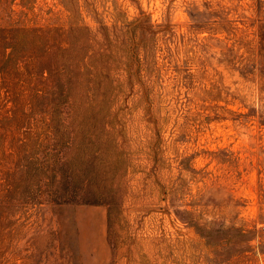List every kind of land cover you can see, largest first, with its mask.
I'll return each instance as SVG.
<instances>
[{
	"label": "rangeland",
	"instance_id": "374dc122",
	"mask_svg": "<svg viewBox=\"0 0 264 264\" xmlns=\"http://www.w3.org/2000/svg\"><path fill=\"white\" fill-rule=\"evenodd\" d=\"M12 111L0 264H264V0H0Z\"/></svg>",
	"mask_w": 264,
	"mask_h": 264
},
{
	"label": "trees",
	"instance_id": "16d2710c",
	"mask_svg": "<svg viewBox=\"0 0 264 264\" xmlns=\"http://www.w3.org/2000/svg\"><path fill=\"white\" fill-rule=\"evenodd\" d=\"M20 117H18L17 115H16V112L15 111H12V113H11V115H9V116H5V117H3V116H0V137H1V135H4V133H3V131L5 130L6 131V128H7V126L8 125H12V124H15L16 125V123H19L20 122V120L21 119H19ZM4 137V136H3ZM58 153V155H53L52 157L54 158L55 157V159H57V158H60L61 160L63 159V155L61 154V152H57ZM50 164H51V159H50V157H49V160L48 159H46V158H44L43 159V161H42V163H41V165H42V168H43V171H42V169H41V176H40V179H39V181L37 180L36 181V183L37 184H39V186L34 190L35 192H36V194H38L39 192H40V188H41V186L42 185H44L42 182L44 181L43 179H45V180H52V179H54L55 177H56V175H57V172H58V169L57 168H55V169H53L52 171H51V169H50ZM22 168L24 169V170H27V166H22ZM45 172H51L52 174H46ZM1 173V172H0ZM18 173H19V179H20V181H22V178L24 177V176H26L27 174H24V176H22V174H21V172H20V170H18ZM42 178V179H41ZM0 180H1V177H0ZM62 183H64L63 181H62ZM36 185V184H35ZM11 186L12 185H10V187L9 188H11ZM40 187V188H39ZM12 189H13V191H14V187H12ZM11 189V190H12ZM28 191V190H27ZM30 191V190H29ZM28 191V193H30ZM58 193V192H57ZM43 194V193H42ZM45 195V194H44ZM58 195H61L60 193H58ZM33 201V200H32ZM29 202H26L25 204H28ZM41 203H45V201L44 202H41ZM40 204V203H39Z\"/></svg>",
	"mask_w": 264,
	"mask_h": 264
}]
</instances>
